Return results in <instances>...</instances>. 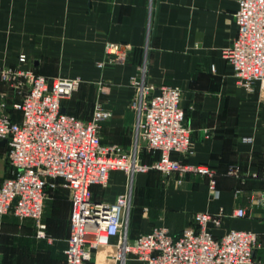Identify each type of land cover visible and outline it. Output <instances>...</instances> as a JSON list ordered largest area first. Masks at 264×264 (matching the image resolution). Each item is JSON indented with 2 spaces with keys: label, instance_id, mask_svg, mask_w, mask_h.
Wrapping results in <instances>:
<instances>
[{
  "label": "crops",
  "instance_id": "0c3cea01",
  "mask_svg": "<svg viewBox=\"0 0 264 264\" xmlns=\"http://www.w3.org/2000/svg\"><path fill=\"white\" fill-rule=\"evenodd\" d=\"M237 9L238 0H0V65H17L25 53L38 74L81 77L80 88L62 101V110L89 120L96 103H102L112 111L105 123L109 140L101 134L102 141L120 145L129 143L132 127L135 141L138 115L129 80L147 56L149 82L157 88L179 87L183 93L181 104L194 153H173V158L215 169L220 196L213 197L209 179L202 175L189 173L181 184L172 175L169 184L162 185L154 176L135 174L129 238L155 226L168 227L178 236L194 213L223 209L229 216L213 229L214 234L220 237L230 229L257 233L261 238L255 258L264 262V88L260 82L250 91L240 86L233 66L222 55L237 37ZM108 41L129 47L130 57L122 65L100 69ZM1 90L8 95L6 86ZM8 96L11 104L16 98ZM96 96L103 102L97 100L91 111H85V104ZM11 111L20 118L18 111ZM4 148L8 151L7 143L0 145ZM145 153L153 161V155ZM231 165L238 167L237 175L227 173ZM121 181L122 175L112 171L110 184L118 188L124 185ZM97 187H92L96 200L113 201L120 190L115 188L110 200ZM160 196L172 205L158 203ZM239 208L246 210L245 216H230ZM169 209L183 214L180 224L167 217ZM70 214L69 191L59 187L50 190L45 201L46 238L37 237L34 219L4 215L0 264H66ZM116 241L100 246L90 264H120ZM125 264L145 263L129 258Z\"/></svg>",
  "mask_w": 264,
  "mask_h": 264
},
{
  "label": "built area",
  "instance_id": "2783aa9c",
  "mask_svg": "<svg viewBox=\"0 0 264 264\" xmlns=\"http://www.w3.org/2000/svg\"><path fill=\"white\" fill-rule=\"evenodd\" d=\"M152 1V0H151ZM238 25L233 43L222 49L234 69V78L246 90L256 82L264 88V0H238L235 13ZM131 49L108 41L106 57L99 65L129 60ZM147 58V57H146ZM147 60V59H146ZM130 77L135 98L132 107L138 118L135 144L125 149L102 141L101 128L112 111L98 102L89 120L62 110V101L80 88L79 76L47 77L38 74L22 53L19 64L0 65V140L7 139L11 174L0 186V236L2 218L13 213L20 220L32 218L37 237L46 238L45 201L50 190L63 187L71 201L70 235L64 250L66 264H90L100 246L117 239V259L122 264L132 258L145 264H264L256 260L260 235L248 230L230 229L217 237L214 228L229 214L196 212L182 233L174 236L168 227L129 238L133 190L129 182L113 201L96 200L92 187L106 185L110 174L121 169L132 178L137 172L156 170L165 176L176 175V184L194 173L209 179L213 197L218 198L217 172L208 164H190L173 158V153L193 154L191 128L181 104L179 87L157 88L148 80V61ZM16 99L9 103L2 86ZM160 94H156L157 91ZM11 109L20 113L14 117ZM246 140L251 139L245 137ZM152 154V163H142V149ZM231 165L228 174L237 175ZM239 208L230 216L243 217ZM264 238V237H263Z\"/></svg>",
  "mask_w": 264,
  "mask_h": 264
},
{
  "label": "rangeland",
  "instance_id": "374dc122",
  "mask_svg": "<svg viewBox=\"0 0 264 264\" xmlns=\"http://www.w3.org/2000/svg\"><path fill=\"white\" fill-rule=\"evenodd\" d=\"M147 57V56H146ZM145 57V60L147 59ZM144 60V61H145ZM147 61V60H146ZM112 65H122V63L121 62H115V63H108L106 66H102L101 67V65H98V67L100 68V69H105L106 67H108V66H112ZM104 84V83H103ZM102 85V84H101ZM94 86H96V85H94ZM77 92V91H76ZM95 92H96V90H95ZM75 96V94L73 95V97ZM97 100H100L101 102H103V100H102V97H101V99H99V96L97 97H95V99H94V101L92 102V101H89L87 104H85V111H91L92 110V106L93 105H95V103H96V101ZM133 127L130 129V135H131V137H130V141H129V143L128 144H123V143H119L120 145H122V146H124V147H127V148H130L132 145L134 146V144H135V141H134V143H132V138H133ZM101 134H102V136L105 138V140H109L108 139V137H109V134H108V130L105 128V123L103 124V126H102V128H101ZM141 152H143L142 154H141V157H140V160H141V162L142 163H144V162H146V161H148V159L147 158H145V156H146V151H145V149L142 147V149H141ZM7 154H8V151H7V148H4V149H0V183H1V180L5 177V175L7 176V174L9 173V171H10V173H9V175L11 174V165H10V163H9V160H8V157H7ZM148 162H150V163H152V161L150 160V161H148ZM150 163H148V164H150ZM115 171H117V173H120L121 175H122V181H121V183L122 184H126V182H129V184L131 185V187H132V190H133V192H134V194H133V198H134V195H135V187H133V179H134V176L132 177V178H130L129 179V177L127 176V174L123 171V170H121V169H118V170H115ZM8 175V176H9ZM140 175H145V176H148V179L149 178H151V176H154V177H156L157 178V183H159V184H162V185H168L169 184V179H170V177L169 176H165V175H163L161 172H159V171H156V170H148L147 172H137L136 173V176H140ZM135 176V177H136ZM177 178V177H176ZM124 185H122L121 187H115V186H112L111 184H110V179H109V182L106 184V185H98V187L97 188H95L97 191H101L102 189H103V191L105 192V193H107V195H108V197L110 198V200H113V198L112 197H114V189L115 188H117L119 191L117 192V194H116V192H115V194H116V196L119 194V193H121L122 191H123V189L125 188L124 187ZM126 186H127V184H126ZM112 198V199H111ZM168 202V203H167ZM132 203H134V201L132 202ZM158 203H160V204H162V205H167V206H170V204H171V202H169V201H166L165 199H163V196H160L159 198H158ZM172 205V204H171ZM166 213V215H167V217L168 218H173V219H176L177 220V222L180 224L181 222H182V220L184 219L183 218V214L179 211V210H175V209H169L168 211H166L165 212ZM2 220H3V218H2ZM3 222V221H2ZM116 242H118V241H116Z\"/></svg>",
  "mask_w": 264,
  "mask_h": 264
},
{
  "label": "water",
  "instance_id": "95a60500",
  "mask_svg": "<svg viewBox=\"0 0 264 264\" xmlns=\"http://www.w3.org/2000/svg\"><path fill=\"white\" fill-rule=\"evenodd\" d=\"M156 94H160V91L158 90ZM7 143V139L0 140V145H5Z\"/></svg>",
  "mask_w": 264,
  "mask_h": 264
},
{
  "label": "bare ground",
  "instance_id": "6f19581e",
  "mask_svg": "<svg viewBox=\"0 0 264 264\" xmlns=\"http://www.w3.org/2000/svg\"><path fill=\"white\" fill-rule=\"evenodd\" d=\"M122 264H125V260H123Z\"/></svg>",
  "mask_w": 264,
  "mask_h": 264
}]
</instances>
